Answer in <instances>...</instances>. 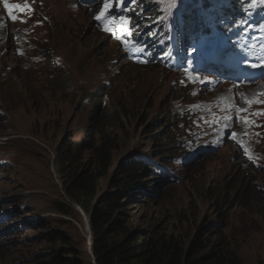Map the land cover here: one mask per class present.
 Masks as SVG:
<instances>
[{
	"label": "rangeland",
	"instance_id": "rangeland-1",
	"mask_svg": "<svg viewBox=\"0 0 264 264\" xmlns=\"http://www.w3.org/2000/svg\"><path fill=\"white\" fill-rule=\"evenodd\" d=\"M11 1L30 10L12 20L0 0V214L9 215L0 221V264H35L62 251L78 252V260L94 264L88 219L70 204L52 159L64 138L80 142L105 118L94 119L97 104L117 119L115 168L135 154L151 165L157 181L144 179L145 188L158 186V197L140 196L142 206L157 201L153 209L165 211L164 221L182 233L215 225L243 264H264V50L241 67L250 79L220 85L197 77L204 52L192 63L189 57L197 53L190 54L179 71L168 59L159 67L145 56L147 69L129 63L118 42L128 32L119 19L114 28L109 16L122 0ZM191 2L160 0L159 12L170 17L174 6ZM106 3L104 29L96 16ZM248 35L247 44L264 46V24ZM220 38L225 37L218 32L205 43L215 64ZM186 91L190 96L183 97ZM220 116L223 130L212 134L216 152L204 156L199 152L205 137L195 124L211 129ZM59 204L75 215L58 213ZM138 217L134 226L145 221Z\"/></svg>",
	"mask_w": 264,
	"mask_h": 264
},
{
	"label": "trees",
	"instance_id": "trees-1",
	"mask_svg": "<svg viewBox=\"0 0 264 264\" xmlns=\"http://www.w3.org/2000/svg\"><path fill=\"white\" fill-rule=\"evenodd\" d=\"M135 1L134 11L148 9L149 15L160 11V0ZM212 1L201 0L203 13L198 12L195 17L190 14V4L182 6L180 10L177 6L172 8L169 25L172 26L173 22L175 25L172 29L179 31V37L182 34V38L177 39L178 47L194 50L199 46L198 34L208 32V27L212 25L234 29L238 19L245 18L256 0H226L234 4L237 11L227 12L225 16L233 19L228 22L225 16L220 17V12H225V9L216 7ZM256 6L258 10H264L261 2H256ZM181 12L186 13L181 22L185 27L178 21ZM143 31L146 32L147 27H143ZM181 48H177L179 56ZM165 55L161 54L155 61L162 62ZM154 65L162 66L160 63ZM93 114L94 119L102 115L105 118L96 122L93 131H87L80 142L73 143L71 138H64L55 149L52 165L65 195L88 219L94 264H243L217 226L206 225L197 233H182L174 226L170 228L164 221L167 215L165 211L157 207L153 209L157 201L152 204L146 202L142 206L140 196L158 197L155 194L158 186L152 190L145 188L144 179L157 181L148 170L151 165L135 154L122 160L115 168V153L119 149L116 135L118 126L115 125L117 119L102 104L95 106ZM110 174L108 187L101 193V184ZM136 205L140 207L139 212L134 210ZM58 213L67 217L75 215L65 204L58 205ZM138 215L145 221L140 226H134L133 219ZM77 256L78 252L62 251L39 259L35 264H85Z\"/></svg>",
	"mask_w": 264,
	"mask_h": 264
},
{
	"label": "snow or ice",
	"instance_id": "snow-or-ice-1",
	"mask_svg": "<svg viewBox=\"0 0 264 264\" xmlns=\"http://www.w3.org/2000/svg\"><path fill=\"white\" fill-rule=\"evenodd\" d=\"M261 3H264V0H260ZM5 8L8 10L9 16L11 17L12 20H16L17 17L13 14V9H16L18 11H25V10H30L28 5H10L7 3V0H5L4 3ZM109 5L106 3L104 5V9L96 16L97 20H100L106 13L107 9H108ZM130 24V21L125 20L122 25H121V30L125 31V32H129L130 31V27H128V25ZM106 30H108L106 28ZM125 43H127L125 41ZM243 111V110H241ZM235 133H232V136L235 137Z\"/></svg>",
	"mask_w": 264,
	"mask_h": 264
},
{
	"label": "clouds",
	"instance_id": "clouds-1",
	"mask_svg": "<svg viewBox=\"0 0 264 264\" xmlns=\"http://www.w3.org/2000/svg\"><path fill=\"white\" fill-rule=\"evenodd\" d=\"M239 155V154H238ZM8 214H7V211H4L0 214V221L2 220H6L8 218Z\"/></svg>",
	"mask_w": 264,
	"mask_h": 264
},
{
	"label": "water",
	"instance_id": "water-1",
	"mask_svg": "<svg viewBox=\"0 0 264 264\" xmlns=\"http://www.w3.org/2000/svg\"><path fill=\"white\" fill-rule=\"evenodd\" d=\"M67 198H68V197H67ZM68 199H69V198H68ZM69 202H70V204H71L76 210L80 211L79 207H78L76 204H74L70 199H69Z\"/></svg>",
	"mask_w": 264,
	"mask_h": 264
},
{
	"label": "bare ground",
	"instance_id": "bare-ground-1",
	"mask_svg": "<svg viewBox=\"0 0 264 264\" xmlns=\"http://www.w3.org/2000/svg\"><path fill=\"white\" fill-rule=\"evenodd\" d=\"M140 31V30H139Z\"/></svg>",
	"mask_w": 264,
	"mask_h": 264
}]
</instances>
